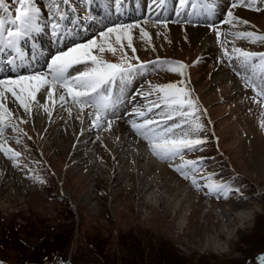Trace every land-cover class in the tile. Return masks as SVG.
Masks as SVG:
<instances>
[{"label":"rangeland","instance_id":"obj_1","mask_svg":"<svg viewBox=\"0 0 264 264\" xmlns=\"http://www.w3.org/2000/svg\"><path fill=\"white\" fill-rule=\"evenodd\" d=\"M173 1L178 11L179 0ZM168 3L172 5V0ZM204 4L214 8L205 10ZM201 6L207 14L198 18H192L190 0L179 16L176 12L175 17L145 20L155 24L152 30L144 28L147 36L141 35V27L129 30L136 52L133 54L132 48L127 47V39L123 41V52L131 63H137L136 57L145 63L158 58L160 61L168 58L172 63L163 68L146 63L143 74L136 75L123 89L113 88L114 98L121 99L126 89L137 91L142 86L152 92L144 96L147 102L136 96L135 104L127 100L119 104L111 126L114 130L124 129L121 138L108 130L107 120H102L103 126L96 128L92 125L95 115L87 116L83 126L92 125L91 130L83 133L84 147L75 146L79 150L76 155L69 151L72 147L66 151L55 146L45 129L18 102L13 107L4 104L12 112V123L22 131H13L8 126L5 139L0 140L5 149L20 153L19 157L11 158V153L6 156L0 150L15 173V178L8 180L6 170L0 165V264H261L264 257V127H261L264 97L256 95L260 90L259 79L253 77L250 65L246 68L236 59L240 54L233 52V47L264 53V42L252 43L225 33L247 31L264 35V0H256L253 7L247 6V0H203ZM144 10L139 14L144 15ZM11 11L15 13V8ZM228 11L236 18L234 24L224 23ZM210 13L214 16H209ZM101 14L110 15V9H104ZM61 15L68 19L72 12L70 16ZM97 16L92 25L94 22L105 24L104 18ZM157 18L176 26L173 27L176 38L164 24L155 23ZM139 19L144 20L142 16ZM180 22H187L191 29L180 27L184 24ZM123 24L135 25L137 20ZM210 24L215 25V30ZM113 25L90 32L99 37L101 30ZM198 27L210 33L212 51L204 49L206 34L198 36ZM216 31L221 33L219 38ZM100 55L110 62H120V51L115 55L111 52ZM177 62L186 65L181 70L183 76L179 71L170 70L178 67ZM253 62L260 63L259 57ZM76 67L83 70V66ZM248 77L252 81L246 83ZM181 80L185 84H179ZM253 82L255 90L251 86ZM167 83H176L190 91L200 106L197 115L204 129L197 136L206 143L185 156L188 160L202 159L198 165L201 172L195 177L200 190L174 167L170 169L176 176L155 178L161 176L157 170L152 177L150 163L158 159L130 123L131 120L142 122L140 110L148 118L160 119L158 113L163 107L153 108L151 112L147 109L162 95L153 91V86ZM135 95L132 93L134 100ZM11 99L14 98L9 94L7 100ZM68 103L79 110L78 104ZM75 130L68 125L66 131L60 132L74 142ZM80 157L89 162L94 173L87 174L79 166ZM171 163L182 162L177 159ZM209 177L231 186L234 191L209 194L204 187ZM180 180L185 183L181 190ZM183 194L187 201L174 205Z\"/></svg>","mask_w":264,"mask_h":264},{"label":"snow or ice","instance_id":"obj_2","mask_svg":"<svg viewBox=\"0 0 264 264\" xmlns=\"http://www.w3.org/2000/svg\"><path fill=\"white\" fill-rule=\"evenodd\" d=\"M63 2L67 3L68 0H63ZM114 2L118 8L122 4V0H114ZM155 2L162 4L164 0H155ZM189 2L190 0H179L180 10L177 11V16L181 15L184 6ZM52 3L56 4L57 0H52ZM198 3L203 4V0H191L193 8H196ZM255 3L256 0H247L248 7H253ZM15 5L19 6L15 7L13 18L11 8ZM203 6L205 10L214 8L213 5L204 4ZM233 7L236 5L233 4ZM255 10L259 11L258 8ZM40 12L41 9L37 7L36 0H11V4L7 0H0V53H6V59L7 56H11V59H8L9 64L15 63L16 60H23L21 41L33 33L38 34L44 30L40 24ZM191 15L192 13H189V16ZM63 18L61 15L60 19ZM235 20L233 13L228 11L224 23L231 25ZM240 22L248 23L247 21ZM155 23L167 26V21H161L159 18ZM6 24L12 27L6 28ZM133 27H140V25L121 23L106 27L105 30L99 32L101 38L99 42L96 39H90L87 43L76 44L66 51L56 53L51 56V63L47 65L49 69L47 73L34 71L28 75H17L15 78H0V140L5 139L4 131L8 126H11L13 131H22L12 123V112L2 103L9 98V94L11 98H14L13 102H18L25 113L31 114V105L35 104L38 107H43L49 117L52 112L42 103L45 96L53 104L55 103L54 96L58 97L61 102H66V96L71 97L73 103L82 106V112L83 106L93 109L92 112L87 113L89 118L93 115L96 117L92 121L93 127L99 128L102 126L99 122L107 120L108 130H111V125L114 122L112 117L117 116V108L123 102L120 97L114 98L113 88L119 86L123 89L136 75L143 74L146 63L156 64L161 68L165 64L172 63L160 61L159 58L155 62L145 63L140 62L138 57H136V64L131 63L123 52V41L128 40L127 47L132 48L134 54L136 49L132 47V38L129 35V30ZM209 27L215 30L214 24H210ZM58 28L59 24L53 25V35H56ZM140 31L142 36L148 35L143 27L140 28ZM225 35L246 38L252 43L264 42V35H256L253 32H229ZM113 36H115L114 41H112ZM216 36L219 38L221 33L216 31ZM117 51H120V62L116 63L110 62L100 55L105 52L115 55ZM233 52L240 54L236 59H239L246 68L251 66L253 77H258L260 82V90L256 92V95L264 97V53L246 52L236 47H233ZM225 55H227V51H225ZM257 57L260 60L258 64L253 62ZM177 64V68L170 70L179 71V74L183 76L184 73L181 70L186 68V65L180 62ZM76 66H83V70H79ZM73 71L76 72L75 75L72 74ZM250 81H252V77L246 78V83ZM179 84L183 85L185 81L181 80ZM251 86L255 90V84L252 83ZM153 91L162 93V95H158L157 100L151 102V107L147 111L151 112L153 108L163 107L164 110L158 113L160 119L148 118L146 112L140 110L138 115L143 118L142 122L137 123L135 120H131V126L136 134L147 142V147L154 157L162 162H168L169 167H174L175 171L180 173L184 179H190L192 185L200 190V185L195 177L201 172L198 165L202 163V159H185L187 152L196 151L199 146L206 143V140L197 136L204 129V125L197 115L200 112L198 100L193 98L190 91H186L184 87H178L176 83L153 86ZM148 95H152V92H149ZM66 110L70 112V109ZM134 114H136L135 110ZM177 118L179 122H177ZM6 119L7 124H5ZM169 121L172 123L169 124ZM261 127H264V122ZM16 143H20V141L17 140ZM0 150L4 151L6 156L11 153V158L20 156L19 152H15L11 148L5 149L3 144H0ZM177 159L182 163L173 165L171 162ZM204 187L209 194L221 195L234 191L231 186L213 181L211 177L208 178V183ZM261 264H264V257L261 258Z\"/></svg>","mask_w":264,"mask_h":264},{"label":"bare ground","instance_id":"obj_3","mask_svg":"<svg viewBox=\"0 0 264 264\" xmlns=\"http://www.w3.org/2000/svg\"><path fill=\"white\" fill-rule=\"evenodd\" d=\"M94 1L97 2L98 0H94ZM108 1L109 0H106L105 4L109 8ZM36 3H37V7H39L41 9L40 24L44 30L38 34L37 33L31 34L30 35V41L27 42L28 45L33 49V51L36 53V56H37L35 59V64H34V67H35L34 69L36 71H43V72L47 73L49 71L47 65L49 63H51V56L60 52L59 49H61L63 51L64 47L68 46L69 44H71L74 41H77L78 43L81 44L82 42L78 41V40L85 39L84 41H86V43H87V40H90V39H96L97 41L100 40V38L98 37V35L96 33L93 34L90 32V29L86 30L85 28H80V27L90 25V22L92 21L90 19V16H89V4H86V6H83V7H76V8L74 6H70V11L72 12L71 17L67 19L63 16L64 18L59 20V17H60L59 16L58 21H57V24H59L57 34L56 35H49L47 33V29H46L48 27H45V25L43 23H45L46 19L50 18V16H48V10L50 9V6L40 4V2L38 0H36ZM81 3L84 4V2H81ZM90 3H92V2H90ZM83 4H81V5H83ZM165 5L168 7L169 10H167V11L165 10ZM161 6H162V8L160 10ZM170 7H171V5L168 3V0H164V3H162V4L155 2V0H134L132 3L125 4V6H123V7L119 6V8H118L116 5L115 8H109V9L112 10V12L115 11L114 14L117 16H120L123 18H125V17L126 18H136L135 20H137V24H139L140 27L143 26V28H145V29L152 30L153 26L155 27V24L146 22L148 20L142 21L139 18H137V15H141L139 13L142 12L143 9H145L143 11V13H144V15H146V17H157V16H160L161 14L163 16H171L172 13L175 12V10L173 8V1H172V10L173 11H170ZM163 8H164V10H163ZM201 9H203V6L200 5L196 10L197 16H200L202 14H207V12H202ZM77 11H80V12H77ZM63 13H61V14H63ZM131 15H134V17H131ZM211 15L214 16L213 13H210L209 16H211ZM44 16H45V18H44ZM125 21H129V20L123 19L121 22H118V24L124 23ZM187 22H180V23H184V24H181L179 26L185 27V28L189 27L190 25H188ZM53 25H55V24H52V23L50 24V28L52 30H53ZM105 25H107V24H105ZM156 26H158V25H156ZM179 26H177V28H179ZM173 27H176V26H173V25L171 26L170 23L167 21L166 28L169 29L170 32L172 33V35L176 38V31ZM195 27L196 26H194V28ZM87 28H88V26H87ZM135 28L136 27H133L132 29L134 30ZM188 29H191V27H189ZM196 29H197L196 34L198 36L202 33L206 34V36H205L206 39L203 40L204 49H206L207 51H212L213 46L211 45V43L209 41L210 33L207 32L204 28L198 27ZM131 35H134V34H131ZM52 36H54V37H52ZM77 42H75V43H77ZM135 45L138 46L139 41L138 42L136 41ZM72 47H74V46H72ZM3 56H6V54L0 53V61H1V58ZM8 59H11V56H7V61H8ZM16 62L19 63V67L16 70L12 71V69H8V71H2V72L5 75L6 74H9V75L10 74L28 75L31 72H34V71H32V69L30 67H28L26 64H23L20 60H16ZM13 64L14 63H12V66H13ZM214 79L215 80L218 79V77L215 74H214ZM134 92L136 93L135 97L136 96L138 97L139 95H137L136 90L130 91V90L126 89L123 92V96H122L121 100L130 101V104L136 103V101L132 97V93H134ZM38 98H39V96H38ZM68 99H71V97L66 96V102H61V101H59L58 97L54 96L55 103L53 104L51 101H49L47 99V96H45L42 100V103L46 107L49 108V111L52 112L51 117H49L47 115V113L44 111L43 107H38L35 104L31 105L33 107V108H31V117L35 120V122L37 124L41 125L45 129L47 136L53 140V143L55 146L60 147L61 150H66V151L68 150V147H72V148H69V151L71 153H75L77 155L79 153V150H76V147H84L83 143L86 140V139H84L85 137L83 136V133L90 131L91 129L89 127L93 125L92 124L88 127L83 126V123L86 121V117L88 116L87 113L92 112L93 109L88 107V106H83V112H82L81 111V108H82L81 105H79V110H77L76 108L72 107L70 105V103H68L69 102ZM2 103L9 104L10 107L17 106V102L14 103L13 99H11V100L6 99ZM61 104H63V107H61ZM66 109H70V112ZM95 119H96V117H95ZM46 122H47V124H46ZM68 125L73 127V128H76V130L73 132L74 142H71V140H67L65 138L64 134L62 132H60L61 129L66 131ZM109 131H112L114 134H117L119 136V138H121V136L124 132V129L114 130V128L111 126V130H109ZM259 151H260V149H259ZM77 163L79 164V166L82 169L85 170V172L87 174L91 175L92 173H94V171H95L94 168L91 167L89 162L86 161L83 157H80L78 159ZM0 165L3 166L4 169L6 170L5 175H7L8 180L12 181L15 178V173L13 172L12 167L9 166L8 162L5 160V157L2 155L1 152H0ZM157 170L161 176L155 177L154 173L157 172ZM150 171H154L150 174H152L151 176L155 177V178L161 177V179H165L168 175L169 176L170 175L176 176V174H174L172 172V170L170 169L168 163H164V162L158 161V160H156V161L152 160V163H150ZM184 185H185L184 181H181L178 188L181 190L184 187ZM175 201H176V199H175ZM182 201H187V196L185 194H183V196L180 197V199H178L174 203V205H176V204L178 205L179 203L181 205L183 203Z\"/></svg>","mask_w":264,"mask_h":264}]
</instances>
